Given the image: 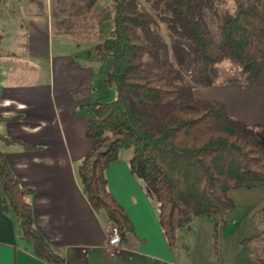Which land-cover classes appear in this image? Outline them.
<instances>
[{
	"label": "trees",
	"instance_id": "obj_1",
	"mask_svg": "<svg viewBox=\"0 0 264 264\" xmlns=\"http://www.w3.org/2000/svg\"><path fill=\"white\" fill-rule=\"evenodd\" d=\"M99 1L50 0L59 35L85 34L104 15L112 21L110 36L95 50L111 58L104 83L115 99L93 107L85 135L97 144L77 167L80 187L124 240L133 227L108 190L106 170L131 148L130 173L156 206L166 246L175 247L178 231L187 232L199 216L220 219L215 244L226 225L222 217L236 208L229 192L264 184V144L255 127L233 118L221 102L197 100L185 80L210 87L222 61L264 60V0H106L96 11ZM0 141L18 143L2 135ZM29 193L0 151L3 211L13 214L37 258L62 264L34 227Z\"/></svg>",
	"mask_w": 264,
	"mask_h": 264
},
{
	"label": "crops",
	"instance_id": "obj_2",
	"mask_svg": "<svg viewBox=\"0 0 264 264\" xmlns=\"http://www.w3.org/2000/svg\"><path fill=\"white\" fill-rule=\"evenodd\" d=\"M50 9V0H0V16L5 15L0 18V135L18 141H0V151L30 191L26 201L32 206L34 227L62 264H199L188 260V235L196 221L206 227L203 248L215 264L227 258L233 264H252L241 252L236 218L221 230V257L212 253L216 220L205 216L193 218L183 244L187 250L179 237L169 249L156 206L130 173L128 158H117L106 170L108 190L133 227L120 240L117 255L109 256L105 229L112 223L89 205L77 167L97 144L85 135L93 107L106 103L114 92L105 88L98 57H90L89 47L54 35ZM54 39L65 48L54 49ZM177 245L182 250L178 254ZM0 264H51L37 258L21 239L13 214L2 209L1 194Z\"/></svg>",
	"mask_w": 264,
	"mask_h": 264
},
{
	"label": "rangeland",
	"instance_id": "obj_3",
	"mask_svg": "<svg viewBox=\"0 0 264 264\" xmlns=\"http://www.w3.org/2000/svg\"><path fill=\"white\" fill-rule=\"evenodd\" d=\"M45 1V0H42ZM141 1V0H139ZM106 0H100L95 10L99 11L106 5ZM5 15L1 14L0 18ZM104 15L102 18L89 23L86 33L78 32L76 36L66 34L59 35L53 30L55 36H62L74 39L80 46H87L90 49V57L97 58L99 67L102 70L103 81L110 67L111 58L104 53H97L95 46L101 44L110 36L112 30V21ZM167 38V33L162 31ZM58 39H54V49H64L63 43H58ZM186 84L192 87L194 97L197 100H216L223 103L229 111V114L238 120L256 128L264 144V60L237 65L229 60H224L218 64V75L214 84L210 87L196 86L189 78L185 80ZM105 88L113 89L114 97L105 98L106 103L115 99V91L111 85L106 83ZM105 103V102H104ZM132 156V149L122 150L118 154V158H128ZM263 186V187H260ZM256 189L250 187H241L231 190L229 196L235 201L237 210L222 217L221 220L231 221L236 218L239 226L238 239L242 243V253L246 254L247 260L252 264H264V184L255 185ZM253 187V188H254ZM262 189H260V188ZM154 204V203H153ZM218 224L220 219L217 218ZM193 229L188 235L189 253L188 260H199L202 264L206 260V264H215L208 254L205 253L203 244L204 239L208 238L206 227L196 221L192 226ZM243 230V231H242ZM242 231V234H241ZM217 244L212 246V253L221 257L224 244H221L222 231L217 230ZM187 232L185 230L178 231L179 244L186 242ZM207 236V237H206ZM228 235L226 236L227 240ZM174 253H180L179 245L174 249ZM182 251V250H181ZM207 258V259H206ZM217 264V263H216ZM219 264V263H218ZM221 264H233L232 260H223Z\"/></svg>",
	"mask_w": 264,
	"mask_h": 264
},
{
	"label": "built area",
	"instance_id": "obj_4",
	"mask_svg": "<svg viewBox=\"0 0 264 264\" xmlns=\"http://www.w3.org/2000/svg\"><path fill=\"white\" fill-rule=\"evenodd\" d=\"M106 234V251L111 257H115L118 253L120 245V235L118 234L113 224L109 225L105 229Z\"/></svg>",
	"mask_w": 264,
	"mask_h": 264
}]
</instances>
